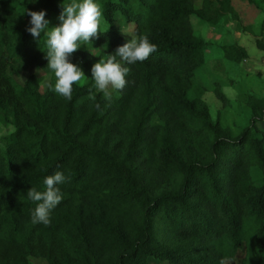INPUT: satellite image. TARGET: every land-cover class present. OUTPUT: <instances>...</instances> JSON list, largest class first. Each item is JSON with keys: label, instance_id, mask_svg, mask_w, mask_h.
<instances>
[{"label": "trees", "instance_id": "trees-1", "mask_svg": "<svg viewBox=\"0 0 264 264\" xmlns=\"http://www.w3.org/2000/svg\"><path fill=\"white\" fill-rule=\"evenodd\" d=\"M97 2L101 31L110 26L70 57L85 76L68 100L53 90L47 36L33 38L24 12L46 10L51 28L62 0H0V124L10 128L0 143V264H226L240 250V264H264V96H235L251 115L233 132L220 111L211 116L207 88L195 79L213 42L195 34L192 18L211 28L228 19L243 25L232 0ZM260 3L258 32L241 28L264 36ZM130 26L158 50L125 65L127 85L108 101L91 68L131 39ZM220 48L227 61L248 58L237 43ZM31 67L48 75L43 91V76L20 83L10 74ZM214 93L230 105L220 87ZM57 171L70 177L58 185L63 200L49 225L33 224L27 191H43Z\"/></svg>", "mask_w": 264, "mask_h": 264}, {"label": "clouds", "instance_id": "clouds-1", "mask_svg": "<svg viewBox=\"0 0 264 264\" xmlns=\"http://www.w3.org/2000/svg\"><path fill=\"white\" fill-rule=\"evenodd\" d=\"M31 2L35 3L37 0ZM24 12L30 17V26L26 30L33 38L39 41L42 32L47 36V51L44 52L48 61L47 68L52 70L56 77L53 90L71 100L73 85L80 82L85 74L70 57L82 45L91 43L92 38L108 30L110 25L104 31L100 28L103 19L102 6L97 0H70L67 4L62 0V11L58 17L60 23L51 28L48 27L49 21L45 18L46 10L25 9ZM157 50L158 46L150 41L147 34L131 35V39L118 46L114 54L93 64L91 78L95 89L102 93L106 100L111 101L112 92L122 91L127 85L126 77L130 73V68L125 65L143 62ZM48 86L53 87L51 83ZM89 98L96 99L95 93L91 90ZM96 107L99 108L100 105L97 104ZM69 179L70 177L62 171H57L45 177L43 191H38L35 187L28 189L26 195L36 205L31 213L33 224L47 226L51 223L53 210L63 200V193L58 185L66 183ZM220 264H225V261L221 260Z\"/></svg>", "mask_w": 264, "mask_h": 264}, {"label": "rangeland", "instance_id": "rangeland-1", "mask_svg": "<svg viewBox=\"0 0 264 264\" xmlns=\"http://www.w3.org/2000/svg\"><path fill=\"white\" fill-rule=\"evenodd\" d=\"M193 1L196 6L200 5L201 0ZM258 3L264 7V0H257L256 6L249 4L250 7L246 8L244 12L238 11L241 16L239 17L240 22L243 25L232 19H228L222 24V29L210 28L199 23L196 18H192L195 34L213 42L205 51L206 63L197 70L195 79L207 88L204 99L210 108L211 116L215 118L217 112L220 111L225 117L224 121L230 126L233 132L247 126L248 119L251 115V111L241 106L235 100V96L242 92L252 93L259 97L264 96V36L254 35V32H258V24L262 18V11ZM45 18L48 21L50 20V14L48 12H46ZM247 24H251L254 30L253 34L241 28V26ZM131 30L132 26L125 28V32L129 33L128 36ZM228 43H237L243 46L248 54L247 60L242 63H234L224 59L220 45ZM30 73L43 76L44 79L41 84V91H43L48 83L49 77L39 69L31 67L18 75L10 72L20 83ZM219 87L230 99L231 103L229 106H225L215 96L214 90ZM258 126L260 128L264 127L262 123H259ZM8 132H10V128L0 124V143L2 136ZM251 176L254 181H259L260 174L257 168H251ZM242 256L243 250H240L236 257L233 260L226 261V264H240ZM32 262L37 264L43 261L33 259ZM151 264H155V262Z\"/></svg>", "mask_w": 264, "mask_h": 264}, {"label": "crops", "instance_id": "crops-1", "mask_svg": "<svg viewBox=\"0 0 264 264\" xmlns=\"http://www.w3.org/2000/svg\"><path fill=\"white\" fill-rule=\"evenodd\" d=\"M232 4H233V6H234V8L236 9L237 12L238 11L244 12V10L246 8H249L250 7V5L246 1H241V0H232ZM239 17H241L240 16V13H239Z\"/></svg>", "mask_w": 264, "mask_h": 264}]
</instances>
